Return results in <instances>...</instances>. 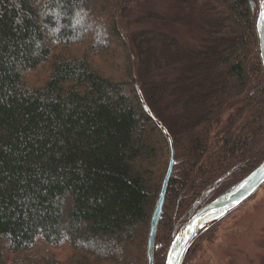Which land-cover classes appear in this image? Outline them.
I'll return each mask as SVG.
<instances>
[{
  "label": "trees",
  "instance_id": "16d2710c",
  "mask_svg": "<svg viewBox=\"0 0 264 264\" xmlns=\"http://www.w3.org/2000/svg\"><path fill=\"white\" fill-rule=\"evenodd\" d=\"M257 4L0 0V264H148L172 152L153 248L164 264L180 227L264 160ZM175 23L207 45L183 46Z\"/></svg>",
  "mask_w": 264,
  "mask_h": 264
},
{
  "label": "rangeland",
  "instance_id": "374dc122",
  "mask_svg": "<svg viewBox=\"0 0 264 264\" xmlns=\"http://www.w3.org/2000/svg\"><path fill=\"white\" fill-rule=\"evenodd\" d=\"M174 6L167 4L162 11L173 16ZM74 14L77 19L73 25L86 27L87 21L90 20L88 12L81 11L79 15L75 12ZM134 28L139 30L138 25L133 26L131 30ZM174 28L183 46L200 49L207 45L205 40L207 35L202 32L188 28L182 23H175ZM204 28L208 27L204 25ZM98 33L103 40L109 39L107 28H100ZM217 225V229L212 234L213 239L205 244V252L199 254L193 264H264V185L255 196L198 238L206 235Z\"/></svg>",
  "mask_w": 264,
  "mask_h": 264
},
{
  "label": "water",
  "instance_id": "95a60500",
  "mask_svg": "<svg viewBox=\"0 0 264 264\" xmlns=\"http://www.w3.org/2000/svg\"><path fill=\"white\" fill-rule=\"evenodd\" d=\"M254 8V4H251ZM255 29L259 47V57L264 69V0H259L258 13L255 22ZM167 137L166 131L162 130ZM169 139V138H168ZM169 144L171 147L170 139ZM174 159L171 152L169 165L162 182L159 198L152 216L148 238L147 256L148 264H154L153 248L159 218L162 212L167 187L171 178ZM264 185V160L247 176L230 187L226 192L216 199L199 208L177 231L165 258L164 264H181L183 258L192 243L206 230L216 223L222 221L233 211L250 200Z\"/></svg>",
  "mask_w": 264,
  "mask_h": 264
},
{
  "label": "snow or ice",
  "instance_id": "6c2138e0",
  "mask_svg": "<svg viewBox=\"0 0 264 264\" xmlns=\"http://www.w3.org/2000/svg\"><path fill=\"white\" fill-rule=\"evenodd\" d=\"M169 264H172V261H171V259L169 260Z\"/></svg>",
  "mask_w": 264,
  "mask_h": 264
}]
</instances>
